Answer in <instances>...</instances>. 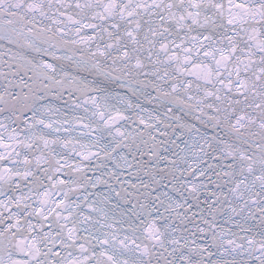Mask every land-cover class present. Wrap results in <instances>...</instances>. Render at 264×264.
I'll list each match as a JSON object with an SVG mask.
<instances>
[{
  "label": "snow or ice",
  "instance_id": "6c2138e0",
  "mask_svg": "<svg viewBox=\"0 0 264 264\" xmlns=\"http://www.w3.org/2000/svg\"><path fill=\"white\" fill-rule=\"evenodd\" d=\"M0 264H264V0H0Z\"/></svg>",
  "mask_w": 264,
  "mask_h": 264
}]
</instances>
